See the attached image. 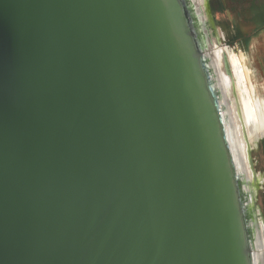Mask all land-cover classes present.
Here are the masks:
<instances>
[{
    "label": "water",
    "instance_id": "95a60500",
    "mask_svg": "<svg viewBox=\"0 0 264 264\" xmlns=\"http://www.w3.org/2000/svg\"><path fill=\"white\" fill-rule=\"evenodd\" d=\"M191 0H0V264H256Z\"/></svg>",
    "mask_w": 264,
    "mask_h": 264
},
{
    "label": "bare ground",
    "instance_id": "6f19581e",
    "mask_svg": "<svg viewBox=\"0 0 264 264\" xmlns=\"http://www.w3.org/2000/svg\"><path fill=\"white\" fill-rule=\"evenodd\" d=\"M208 1L191 0V5L204 30L215 83L225 106L231 142L237 151L249 193L247 201L253 218L256 264H264V210L257 201L258 189L264 185V172L253 167L251 158V151L264 138V94L258 91L259 86L253 81L254 66L249 64L248 55L242 49L222 42L226 34L216 24Z\"/></svg>",
    "mask_w": 264,
    "mask_h": 264
},
{
    "label": "rangeland",
    "instance_id": "374dc122",
    "mask_svg": "<svg viewBox=\"0 0 264 264\" xmlns=\"http://www.w3.org/2000/svg\"><path fill=\"white\" fill-rule=\"evenodd\" d=\"M257 2L264 0H241L232 4L230 10L222 8L217 0H209L208 5L216 24L226 34L222 42L242 49L248 55L249 64L254 66L253 81L259 86L258 91L264 94V28L255 31L244 18V11ZM251 158L253 167L264 172V138L251 151ZM257 201L264 210V185L258 189Z\"/></svg>",
    "mask_w": 264,
    "mask_h": 264
},
{
    "label": "trees",
    "instance_id": "16d2710c",
    "mask_svg": "<svg viewBox=\"0 0 264 264\" xmlns=\"http://www.w3.org/2000/svg\"><path fill=\"white\" fill-rule=\"evenodd\" d=\"M222 8L231 9L232 4L241 0H217ZM246 21L252 25L253 30L259 31L264 28V2L253 3L244 11ZM243 13V15H244Z\"/></svg>",
    "mask_w": 264,
    "mask_h": 264
}]
</instances>
